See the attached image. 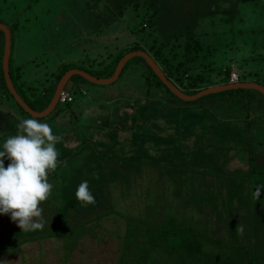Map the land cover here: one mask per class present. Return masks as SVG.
<instances>
[{
  "label": "rangeland",
  "instance_id": "1",
  "mask_svg": "<svg viewBox=\"0 0 264 264\" xmlns=\"http://www.w3.org/2000/svg\"><path fill=\"white\" fill-rule=\"evenodd\" d=\"M89 2L95 11L105 9L100 0ZM263 3L246 1L230 22L220 13L201 20L197 32L209 45L187 74L203 72L215 85L229 69L264 85ZM143 17L141 7H127L118 29L102 34L80 28L82 17L70 10L54 16L44 11L25 37L22 62L31 72L25 78L40 81L70 60L89 66L90 57L134 42L146 49L152 45L173 69L184 59L182 46H162L147 26L138 32ZM145 74V65L134 62L116 82L87 83L89 90H82L77 103L66 108L58 102L39 120L62 137L55 145L58 167L48 177L53 190L40 205L45 226L23 232L10 215L0 214V264H130L131 256L120 262L126 219L152 223V212L169 205L182 216L206 219L217 238L248 242L251 215L264 214V196L252 197L249 173H264V98L253 94L256 107L228 94L181 103L160 87L147 89ZM70 90L69 82L64 91L70 95ZM23 119L29 118L0 91V150L9 136L19 134L16 125ZM9 163L4 160L5 167ZM85 180L96 202L82 207L79 200H67V186L74 196ZM258 185H264V175ZM254 206L256 211L247 209ZM238 224L242 232L236 231ZM258 232L264 244V226Z\"/></svg>",
  "mask_w": 264,
  "mask_h": 264
},
{
  "label": "trees",
  "instance_id": "2",
  "mask_svg": "<svg viewBox=\"0 0 264 264\" xmlns=\"http://www.w3.org/2000/svg\"><path fill=\"white\" fill-rule=\"evenodd\" d=\"M100 1L105 6L102 12L92 9V3L89 0H0V22L9 28L11 34V51L9 56L10 78L17 93L32 109L41 111L48 105L54 94L56 84L65 71L71 68H79L97 77H109L113 73L119 59L125 53L133 50L146 51L174 85L186 94H195L199 90L214 84L213 82L210 83L209 78L203 72L195 73V75L187 74L191 68V63L199 60V52L203 49L204 44L209 45L201 41L202 34L197 32L201 20L208 17H215L220 13L225 17L223 19L224 22L233 21L236 15H239L240 5L248 0ZM127 7L133 9L142 8V14L145 17H143V23L136 27L138 32L143 31L144 27L147 26L150 30H153V36H155L162 46L169 45V47H176L178 44L182 46L184 59L178 61L173 69L169 65L166 56H163L161 59L156 57L152 45L149 49H146L134 42L129 46L114 47L112 52L104 51L99 56L90 57L89 60L92 63H89V66L80 63L78 60H70L60 63L55 72H52L50 76L47 75V78L45 77L40 81H36L32 77L25 78V73L27 75L31 73L30 71H24L26 65L22 62L24 60L22 52L25 37L34 32L33 27L42 20V13L44 11L46 13L52 12V16H54L59 9L70 10L82 17L81 22L77 24L80 28L86 27L87 29L104 34L110 28L118 29L120 25L119 20L123 18V12ZM261 8H264V3L261 5ZM88 21L90 24H88ZM3 42L4 37L0 30V91L8 96L29 119L34 118L22 109L7 89L1 66ZM34 58H38L37 55ZM201 59L204 58L201 57ZM29 62H32L31 59H28ZM134 62H142L147 69L144 80V85L147 89L152 90L155 87H160L169 98L174 97L179 102H184L177 98L161 82L146 61L139 56L133 57L125 63L117 80L122 77L123 73ZM179 67L183 69L180 75H177L176 69ZM229 74L230 70L227 69L223 78L216 83H228ZM185 75L189 76L188 83L184 81ZM242 78L244 79L245 77L239 75L238 81H245ZM77 79H82L84 82ZM69 82L71 83V100L61 103L66 108H70V106L77 103L82 97V90H89L86 85L87 83H91L80 75H73L69 79ZM254 82L259 83L258 81ZM219 94H228L230 96L241 95L247 100L244 101L247 103L245 104L247 107L257 106L251 102L253 94L262 99L264 98L262 93L253 89H230L206 96ZM59 104L57 103L51 113L54 112ZM50 114L36 119L38 121L46 119ZM250 152L252 154V151ZM249 173L255 178L251 180L253 194L257 181L264 173H256V171H250ZM67 188L70 192L67 195V200L72 203L77 198L71 192V185L70 187L67 186ZM263 196L264 192H261L260 198ZM255 208L258 207H247L251 212L256 211ZM68 211L70 214L73 213V208ZM161 211L162 213H160ZM159 214H161V219L157 220ZM247 214L250 215V213ZM104 215L103 212L100 214L101 217ZM152 217L154 218L151 221L152 223L145 222V224L138 218L137 220L134 218L126 219L120 262H125V259L131 256L130 264H264V251L262 249L264 245L263 238L260 237L258 232L259 227L264 226V214L260 219L255 213L253 217L251 215L248 228L251 237L246 243H239L238 241L229 240L225 237L224 239L217 238V236L213 235L212 228L209 227L206 219L195 220L190 216H182L170 205L166 210L160 206V208L152 212L150 218ZM69 229L66 230L68 231ZM57 233L63 234L61 231L56 232V235Z\"/></svg>",
  "mask_w": 264,
  "mask_h": 264
},
{
  "label": "clouds",
  "instance_id": "3",
  "mask_svg": "<svg viewBox=\"0 0 264 264\" xmlns=\"http://www.w3.org/2000/svg\"><path fill=\"white\" fill-rule=\"evenodd\" d=\"M16 127L19 134L9 136L0 150V214L10 215L23 232L43 230L40 205L53 190L48 177L58 167L55 145L62 137L36 118L19 120ZM5 159L10 161L7 167ZM262 191L264 185H258L253 197L259 200ZM75 196L82 207L96 202L86 180L78 186ZM236 231L242 232L243 225L238 224Z\"/></svg>",
  "mask_w": 264,
  "mask_h": 264
},
{
  "label": "water",
  "instance_id": "4",
  "mask_svg": "<svg viewBox=\"0 0 264 264\" xmlns=\"http://www.w3.org/2000/svg\"><path fill=\"white\" fill-rule=\"evenodd\" d=\"M0 30L3 33L4 42H3V53L1 58V66L3 71V77L5 84L7 86V89L9 90L10 94L13 96L14 100L22 107V109L28 113L31 117L34 118H42L47 116L51 111L55 108L59 101V97L61 92L64 90L65 85L68 83L69 79L73 75H80L87 81L97 84V85H108L113 83L117 80V78L120 75V72L122 71L125 63L136 56L142 57L148 66L151 68V70L156 74V76L161 80V82L179 99L183 101H193L198 98H201L203 96H206L208 94H213L225 90L230 89H253L257 90L260 93L264 95V86L254 82V81H236V82H228L223 84H215L210 85L208 87H205L195 94H186L182 90H180L176 85H174L165 75L161 67L154 61V59L143 50H133L125 53L117 62L115 69L111 76L109 77H97L95 75H92L91 73H88L84 71L83 69L79 68H71L67 71H65L60 79L58 80L54 94L48 103V105L41 111H36L32 109L17 93L15 90L9 73V56L11 51V34L9 28L4 24L0 22Z\"/></svg>",
  "mask_w": 264,
  "mask_h": 264
},
{
  "label": "built area",
  "instance_id": "5",
  "mask_svg": "<svg viewBox=\"0 0 264 264\" xmlns=\"http://www.w3.org/2000/svg\"><path fill=\"white\" fill-rule=\"evenodd\" d=\"M238 78H239V74L236 71H231L229 75V82H236L238 81ZM70 100H71V96L69 95V93L63 90L60 94L58 102L63 103Z\"/></svg>",
  "mask_w": 264,
  "mask_h": 264
}]
</instances>
